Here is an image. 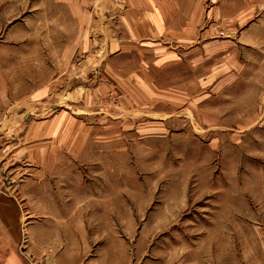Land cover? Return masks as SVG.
<instances>
[{"label":"rangeland","instance_id":"obj_1","mask_svg":"<svg viewBox=\"0 0 264 264\" xmlns=\"http://www.w3.org/2000/svg\"><path fill=\"white\" fill-rule=\"evenodd\" d=\"M125 2L0 0V264H264V0Z\"/></svg>","mask_w":264,"mask_h":264},{"label":"crops","instance_id":"obj_2","mask_svg":"<svg viewBox=\"0 0 264 264\" xmlns=\"http://www.w3.org/2000/svg\"><path fill=\"white\" fill-rule=\"evenodd\" d=\"M126 8L125 11L131 14L133 16L131 18V23L133 26L143 24L142 28L143 30H146L148 33V36L142 34V38L144 40H152L155 39L156 31L159 30V23L162 21L160 20V17L163 15L165 16L168 14H174L176 13V7L177 2L176 0L169 2H166V0H126L125 2ZM188 8L191 9L190 3L188 5ZM187 13H190V10L187 11ZM132 38H138L140 35H135L132 33ZM114 43V44H113ZM110 43L106 48L110 50V54L121 56L125 52H129V50H125V47L120 49L117 42ZM136 44V43H135ZM138 45L139 44L137 42ZM143 46V44H142ZM113 47V48H112ZM5 48V47H4ZM135 47H133L134 49ZM112 49V50H111ZM18 50V49H17ZM16 50V51H17ZM18 52V51H17ZM134 52V51H133ZM3 63H13L14 64V70L15 73L21 74L20 70L21 68L27 63V57L23 55L15 54L14 56L4 55ZM31 60H29L30 63H35L36 61H33L32 57H30ZM10 66H3L2 69H0V116L1 112L4 110V106H7V98L5 96L6 86L2 84V79H4ZM35 71L37 69V65L34 67ZM19 70V71H18ZM22 71V70H21ZM16 76V75H15ZM32 95V93H31ZM36 98V97H35ZM8 106H11V103L8 104ZM13 107H10L8 115H4L0 117V148H3L1 144H4L6 142H11L12 138H17L21 134V127L23 125V118L20 116L19 112L17 111L14 113V109L16 106L12 105ZM20 137V136H19ZM18 140V139H17ZM8 148V147H7ZM5 150L0 149V159L5 158ZM6 232V231H5ZM4 233V232H3Z\"/></svg>","mask_w":264,"mask_h":264},{"label":"built area","instance_id":"obj_3","mask_svg":"<svg viewBox=\"0 0 264 264\" xmlns=\"http://www.w3.org/2000/svg\"><path fill=\"white\" fill-rule=\"evenodd\" d=\"M113 2L116 4H122L125 2V0H113Z\"/></svg>","mask_w":264,"mask_h":264}]
</instances>
